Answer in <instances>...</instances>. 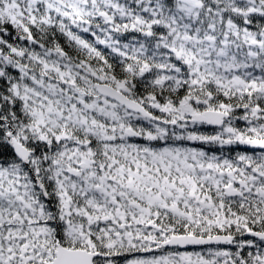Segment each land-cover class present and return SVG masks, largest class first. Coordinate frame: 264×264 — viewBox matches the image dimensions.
<instances>
[{
	"label": "snow or ice",
	"instance_id": "6c2138e0",
	"mask_svg": "<svg viewBox=\"0 0 264 264\" xmlns=\"http://www.w3.org/2000/svg\"><path fill=\"white\" fill-rule=\"evenodd\" d=\"M0 264H264V0H0Z\"/></svg>",
	"mask_w": 264,
	"mask_h": 264
}]
</instances>
